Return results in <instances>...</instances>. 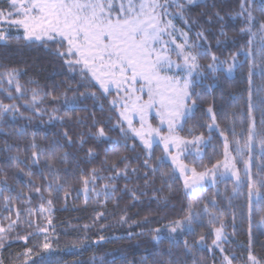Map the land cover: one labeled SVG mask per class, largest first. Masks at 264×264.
Wrapping results in <instances>:
<instances>
[{
  "label": "trees",
  "instance_id": "trees-1",
  "mask_svg": "<svg viewBox=\"0 0 264 264\" xmlns=\"http://www.w3.org/2000/svg\"><path fill=\"white\" fill-rule=\"evenodd\" d=\"M186 1L180 12L171 6L178 11L175 26L195 42L193 52L206 54L198 55L203 72L191 88L196 105L181 134L208 137L196 163L200 169L222 159L225 137L235 144L233 126L240 132L253 63L247 52L259 47L264 36V13L257 7L255 19L248 21L242 0ZM7 8L8 0H0V9ZM18 34L11 28L9 42L0 41V223L8 227L0 264H219L221 255L236 263L250 252L264 264L259 212L264 189L251 214L245 178L239 186L227 178L188 195L161 159L159 145L149 153L128 132L121 133L112 92L70 71L39 42L17 44ZM213 55L217 60L235 55L241 62L232 76L224 70L213 73L206 67ZM253 71V88L264 86L259 68ZM236 138L243 147L246 137ZM250 156L255 181L264 163L258 143L236 157L239 169ZM190 211L199 214L191 230L185 225L171 232L173 222L183 221ZM218 228L223 254H212L208 247Z\"/></svg>",
  "mask_w": 264,
  "mask_h": 264
},
{
  "label": "snow or ice",
  "instance_id": "snow-or-ice-1",
  "mask_svg": "<svg viewBox=\"0 0 264 264\" xmlns=\"http://www.w3.org/2000/svg\"><path fill=\"white\" fill-rule=\"evenodd\" d=\"M193 2L194 0H187L188 4ZM172 4L178 9L183 8L178 0H8V10L0 9V41L7 44L10 29L14 27L17 33L22 31V36L18 34L15 38L17 44L21 40L26 44L39 42L54 56L63 60L70 71H79L82 78L98 83L104 93H110L115 88L117 99L122 102L121 107L124 109L119 115L127 122L128 130L140 137L146 147H151L153 134L159 136L160 133L159 128H153L149 123V116L155 110L161 123L167 122L169 135L160 136L167 152L173 145L180 148L181 145L195 143L201 139L197 137L196 141L189 142L172 135L175 127L179 126L180 121L196 105L190 89L192 77L199 74L201 67L197 63L196 55L184 51L189 47L185 33L181 34L184 36V43H176V28L172 20L167 19L172 15L167 11ZM245 4L248 7H245ZM257 7L264 13V0H242L241 8L246 12L248 21L255 19L253 12ZM260 27L264 31V22ZM251 43L249 41V44ZM50 45L54 47H49ZM172 53H176L183 62L173 60ZM205 54L206 52L199 53ZM247 55L253 57V63L248 69L247 96L242 105L245 111L241 112L240 132L237 133L233 126V142L237 145V152L243 149L251 152L254 143H258L261 155H264V86L254 89L252 81L253 75L256 74L253 70L256 68H259V75L264 77V36L261 37L259 47L250 49ZM217 59L213 55V63L206 67L213 73L220 70L228 73L233 71L236 64L235 55L232 56L233 63L224 61L218 64ZM222 64H227L226 69L221 67ZM121 92L123 95H120ZM112 103L115 105L116 101ZM4 110L7 111V108ZM257 111L261 125L259 129L255 114ZM130 112L139 116V129L133 127ZM207 112H212L211 107ZM121 133L126 135L127 130L121 128ZM98 134L104 135L103 128ZM237 136L246 137L243 148ZM224 139V160L217 161L214 165V168L223 166L224 173H221V176L236 167L234 158L229 156V141L227 137ZM176 159L175 156L172 157L174 162ZM179 168L182 174L187 171L182 164ZM258 168L257 179L253 181L250 166L245 162L244 175L249 177L247 197L250 214L254 210L253 196L259 197L264 189V175H261L264 173V163L258 165ZM191 171L192 183L190 184L189 178L185 176V187L195 192L197 180L203 179L206 173H197L195 168ZM232 175L236 177L239 186L242 182L239 171H233ZM236 192L237 189L234 188L233 193ZM48 203L51 204V201ZM259 212L264 220V209H259ZM198 215L190 211L183 221H174L175 226L171 227L170 231L176 232L185 225L191 230V225ZM14 224L15 222H12L9 227ZM2 231L4 229L0 228V232ZM28 238L23 237L25 240ZM221 238L222 231L218 228L213 244H217ZM199 239L202 242L204 237ZM43 248H49V244L44 243ZM249 259L253 264H257L255 256L250 254ZM226 264H231V261L226 260Z\"/></svg>",
  "mask_w": 264,
  "mask_h": 264
},
{
  "label": "rangeland",
  "instance_id": "rangeland-1",
  "mask_svg": "<svg viewBox=\"0 0 264 264\" xmlns=\"http://www.w3.org/2000/svg\"><path fill=\"white\" fill-rule=\"evenodd\" d=\"M184 1L186 0H178V3H183ZM161 2H163V0H161ZM187 2V1H186ZM175 4H172L171 6H173ZM169 7L167 9V11L169 13H171L172 15L168 16L167 19H171L172 22H173V25L174 27L176 28V33H175V36H176V43H184V36H182L181 34L182 33H185L186 36H187V44L189 45V47H186L185 48V53L187 52H191L193 55H196L197 56V63L199 64V60H198V55L200 53L199 50L197 51H194L193 52V49L191 48V46H193L195 44V42H191L190 41V38L188 36V34L180 29L179 27L175 26V17H176V12L178 11H175L174 8L172 7ZM8 10V8L6 9ZM179 10V9H178ZM180 12V10H179ZM4 27H7V25H4ZM14 28V27H13ZM15 29V28H14ZM20 35H22V31L19 33ZM260 43H261V38H260ZM245 55V53L243 54ZM172 59L179 62V63H182V58H178L176 53H172ZM230 59V58H228ZM228 59H223V60H217L216 63H220V62H224V61H227V63H233L232 61V58L230 60ZM241 62V59L239 57L236 56V64H235V67ZM213 63V61H211L209 64ZM221 67L223 69H226L227 67V64H222ZM235 67L233 69V71L231 73H228L227 71H225V73L228 75V76H232L234 74V70H235ZM199 74H194L193 77H192V84L195 80H199V77L201 76L200 74L203 72L201 69L198 70ZM98 86L99 84L96 83ZM100 87V86H99ZM103 90V89H102ZM191 91V89H190ZM112 96H111V102L112 101H116V106H118V112L120 113L121 111H123L124 109L121 107V101L117 99V92L115 90V88L112 89ZM120 95H123V93L121 92ZM144 99L146 100L147 99V95L145 94L144 95ZM189 104H191V101L188 102ZM194 109V108H193ZM192 109V111H193ZM191 111V112H192ZM191 112L187 113V115L180 121V124L179 126H176L174 131L172 132V135L174 136H178L186 141H189V142H192V141H196V138L197 137H200L201 139L195 143H188L187 145H181L180 148H177L175 145L171 146L169 148V150L167 152H165L164 150V144L163 142L160 140V136H167L169 135V130H168V126H167V122H164V123H161L160 121V118L156 115V112L155 110H153L149 116V123H151L152 127L153 128H159L160 129V133H159V136H157L155 133L153 134V137H152V140H151V147H146L143 143V141L140 139V137L138 136H135L134 133H132L130 130H128V125H127V122L126 121H123V118L119 115L120 117V124L121 126L123 125L125 130H127V132L132 136L134 137L135 139H137L140 144L143 146V148L147 151V152H152L153 150V147L155 145H159L161 150H162V154H161V159L168 162L174 173L181 179L182 183H183V186H184V189L185 191L187 192L188 195L192 196V195H195L197 193H199L201 190L205 189L206 187L208 186H212L214 185L217 181L219 180H222V179H230L232 180L236 186L237 185V181H236V177L234 175H232V172L233 171H239V174H240V177H241V181L245 178L247 180H249V177H246L244 175V168H245V162H247L251 168V160L249 159V157L243 161V165L241 167V169H239V167L237 166V163H236V157L239 158L242 154V151L241 152H237L236 151V148H237V145L234 144L233 146L229 143V156L231 158H234V163L236 165L235 169H231L227 174H225L224 176H221V173H224V168L223 166H219L217 168H214V165L213 164L211 167H206V168H200L198 169L197 168V165L196 163L200 162V158L201 156L203 155V146L206 145L208 143V137H203V136H200V135H197V136H192V137H186V136H183L181 134V131L183 129V125L185 123V119L187 116H189L191 114ZM130 115V118L132 119L133 121V127L139 129L140 128V122H139V116L137 114H133V113H129ZM123 121V122H122ZM146 139L148 138L147 136L145 137ZM241 146V145H240ZM241 148H243L241 146ZM175 156L177 159L176 161L174 162L172 160V157ZM224 160V147H223V157L222 159L220 160L221 162ZM184 165L186 168H187V171L185 173H181L180 171V168H179V165ZM195 168L196 172L197 173H206V175L203 177V179H200V180H197L196 182V188L197 190L195 192H192L191 191V188H186L185 187V176H187L189 178V183L191 184L192 183V179H193V176H192V171L191 169ZM250 175L252 177V174H251V169H250ZM257 198V196H253L252 200L254 201L255 199ZM0 228L4 229V231L0 232V246H1V243L4 241L5 237V233L8 229V227H2L1 223H0ZM227 238V237H225ZM215 240H216V237H215ZM222 248H223V242L222 240L220 239L217 244H211L210 247H208V250L209 252H211L212 254H214V252L217 250L220 252V254H223L222 253ZM253 255L255 256L252 252H250L247 256V260L245 259V261H242V262H232L231 259L229 258V256H227L226 254L224 255H221L220 256V262L219 264H226V260H230L231 261V264H253V261H251L249 259V255ZM232 255H236L235 252L232 253ZM256 257V256H255ZM256 261H257V264H260V262L258 261L257 257H256Z\"/></svg>",
  "mask_w": 264,
  "mask_h": 264
}]
</instances>
